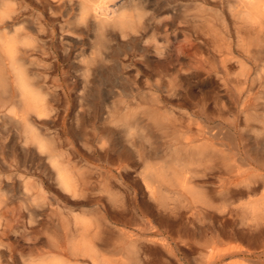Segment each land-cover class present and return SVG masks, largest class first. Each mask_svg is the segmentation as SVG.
Listing matches in <instances>:
<instances>
[{"label": "rangeland", "instance_id": "obj_1", "mask_svg": "<svg viewBox=\"0 0 264 264\" xmlns=\"http://www.w3.org/2000/svg\"><path fill=\"white\" fill-rule=\"evenodd\" d=\"M117 2L127 26L82 23L77 3L0 0V37L15 43L0 51L4 264L65 243L60 221L77 218L130 264H264V34L233 64L227 0ZM21 78L42 112L26 110Z\"/></svg>", "mask_w": 264, "mask_h": 264}, {"label": "bare ground", "instance_id": "obj_2", "mask_svg": "<svg viewBox=\"0 0 264 264\" xmlns=\"http://www.w3.org/2000/svg\"><path fill=\"white\" fill-rule=\"evenodd\" d=\"M60 1L61 3L64 2H70V3H77L80 5L81 9V15L82 17L79 19L82 23H86L89 20L93 21L94 23H97L99 25H108V24H118L122 26H125L127 23H129V16L124 13L125 9L119 6L117 0H57ZM157 1V0H156ZM174 1V0H173ZM214 1V0H213ZM228 3L230 4V11H231V16L234 19V34L232 33L231 36L235 35L237 38V42H235V39L231 40L229 43V47L227 49L228 54L231 56L230 61L231 63L234 64L235 59H236V53L238 52L242 57L247 58L253 54V47L252 45L253 42V36L254 35H262L264 34V0H227ZM51 2V1H50ZM56 2V1H55ZM131 2V1H130ZM134 2V1H133ZM138 2V1H137ZM39 5V4H38ZM52 5V4H51ZM60 5V4H59ZM130 5V3H129ZM140 5V4H139ZM147 5V4H146ZM136 6V4H135ZM141 7V6H138ZM4 8V7H3ZM146 8V7H145ZM159 8V7H158ZM191 8V7H190ZM124 11H123V10ZM137 9V8H136ZM142 9V8H141ZM149 9V8H147ZM160 9V8H159ZM4 10V9H3ZM199 11V10H198ZM205 11V10H204ZM126 12V11H125ZM130 12V11H128ZM181 12V11H180ZM201 12V10H200ZM52 13V12H51ZM139 12H137L138 14ZM199 13V12H197ZM130 14H133L130 12ZM214 14V13H213ZM8 15V11L4 10L0 12V19H4ZM80 15V16H81ZM136 15V14H135ZM144 15V14H143ZM219 15V14H218ZM131 16V20L133 21V18ZM211 16V15H210ZM39 17V16H38ZM217 17V15H216ZM144 20L142 23L145 22V17L143 16ZM171 18V16L169 17ZM202 18V17H201ZM219 18V17H218ZM64 19V18H62ZM140 19V20H141ZM193 19V18H192ZM221 19V18H220ZM189 20V19H188ZM197 20V19H196ZM202 20V19H201ZM33 21V20H32ZM78 21V20H77ZM194 21V20H193ZM199 21V20H198ZM147 22V21H146ZM145 22V23H146ZM196 22V21H194ZM193 22V23H194ZM139 23V22H138ZM150 23V22H149ZM154 23V22H153ZM174 23V22H173ZM201 23V22H200ZM78 24V23H77ZM134 24V23H133ZM148 24V23H147ZM212 24V23H211ZM98 25V26H99ZM173 25V24H172ZM63 26V25H62ZM65 26V25H64ZM81 26V24H80ZM88 26V25H87ZM90 26V25H89ZM127 26V25H126ZM194 27V25H192ZM204 26V25H203ZM70 27V26H69ZM131 27V26H130ZM146 27V26H145ZM148 27V26H147ZM153 27V26H152ZM185 27V26H184ZM223 27V26H221ZM23 28V27H22ZM97 28V27H96ZM100 28V27H99ZM175 28V27H174ZM214 28V27H213ZM24 29V28H23ZM21 29V30H23ZM68 30V28H66ZM98 29V28H97ZM151 29V28H150ZM165 29V27H164ZM216 29V28H215ZM88 30V29H86ZM167 30V29H166ZM169 30V29H168ZM7 31V30H5ZM18 31V30H16ZM125 31V29H124ZM1 32V31H0ZM144 32V31H143ZM209 32V31H208ZM15 33V32H14ZM100 33V32H99ZM165 33V32H164ZM17 34V33H16ZM176 34V33H175ZM12 35V33H11ZM10 35V37H11ZM106 35V34H105ZM154 36V34H153ZM9 37V38H10ZM14 37V36H13ZM68 37V36H66ZM189 37V36H188ZM70 38V36L68 37ZM153 38V37H152ZM65 39V38H64ZM103 39V37H102ZM123 39V37H122ZM16 40V39H15ZM101 40V39H100ZM105 40V39H104ZM110 40V39H109ZM127 40V39H126ZM217 40V39H216ZM13 39L7 40L5 38L0 37V51H3L8 54H12L13 49L15 48L14 46V41ZM20 41V40H19ZM24 41V40H23ZM78 41V40H77ZM208 41V40H207ZM21 42V41H20ZM80 42V41H79ZM102 42V41H101ZM255 42V41H254ZM17 44V43H16ZM237 44V47H236ZM20 45H23L21 43ZM18 46V45H17ZM257 47V46H254ZM239 48V49H237ZM204 49V48H203ZM222 49V48H221ZM205 50V49H204ZM219 50V49H218ZM199 51V50H198ZM258 51V50H257ZM261 51L264 52V46H262ZM205 53V52H204ZM207 54V53H206ZM5 55V54H4ZM264 56V55H263ZM210 57V56H209ZM250 58V57H249ZM1 59V58H0ZM254 59V58H253ZM257 59V58H256ZM255 59V60H256ZM264 59V57H263ZM3 60V58L1 59ZM207 60V59H206ZM4 61V60H3ZM2 63V62H1ZM236 63V62H235ZM14 64V63H13ZM19 65V63H17ZM131 64V63H130ZM264 64V63H263ZM5 65V64H4ZM13 66V65H12ZM16 66V65H15ZM14 66V67H15ZM3 67V65H2ZM1 67V68H2ZM17 67V66H16ZM7 68V67H6ZM21 68V67H20ZM237 68V67H236ZM260 68V67H258ZM204 69V68H203ZM241 69V68H240ZM264 70V65L261 68ZM19 70V69H18ZM13 71V70H12ZM21 71V70H20ZM238 71V70H237ZM243 71V70H242ZM14 72V71H13ZM18 72V71H17ZM6 73V72H5ZM21 73V72H20ZM263 73V71H262ZM1 74V71H0ZM3 72L0 77H3ZM234 74V73H233ZM236 74V73H235ZM24 75V74H23ZM216 75V74H215ZM246 75V74H245ZM258 75V74H257ZM9 77V76H8ZM233 77V76H232ZM237 77V76H236ZM234 78V77H233ZM1 79V78H0ZM7 79V78H6ZM215 79V78H214ZM260 80V79H259ZM27 80H24L23 78L19 79V87L22 95V103L24 104L26 110L28 112H36L40 113L42 112V108L40 106V99L32 93L28 89V84L26 82ZM165 81V80H164ZM248 81V80H247ZM86 82V81H85ZM255 82V81H254ZM7 83V82H3ZM219 84V83H218ZM0 85H2V81L0 80ZM8 85V84H6ZM10 85V84H9ZM16 85V83H15ZM206 85V83H205ZM242 85V84H241ZM260 85V84H259ZM207 86V85H206ZM245 86V85H244ZM65 87V86H64ZM241 87V86H240ZM4 88V87H3ZM2 88V89H3ZM205 88V87H204ZM6 88H4V91ZM8 89V88H7ZM35 89V88H34ZM254 89V88H253ZM66 90V89H65ZM243 91V90H242ZM241 91V92H242ZM4 92V93H5ZM217 92V91H216ZM215 92V94H216ZM38 93V92H36ZM219 94V93H218ZM225 94V93H223ZM237 94V93H236ZM241 94V93H240ZM3 95V94H1ZM214 95V94H212ZM211 95V96H212ZM228 95V94H227ZM230 95V94H229ZM219 96V95H218ZM226 97V96H225ZM7 98V97H6ZM42 98V97H40ZM240 98V96H239ZM222 99V98H221ZM224 99V98H223ZM237 99V98H236ZM213 100V99H212ZM225 101V100H224ZM228 101V100H227ZM19 102V101H18ZM229 102V101H228ZM18 108H20L18 106ZM224 109V108H223ZM229 109H231L229 107ZM234 109V108H233ZM22 110V109H21ZM227 110V109H224ZM235 110V109H234ZM253 110V109H252ZM250 111V110H249ZM255 111V110H254ZM253 111V112H254ZM26 113V112H25ZM244 113V112H243ZM252 113V112H251ZM256 113V112H255ZM254 113V114H255ZM225 114V113H224ZM232 114V113H231ZM236 114V113H235ZM247 114V113H246ZM250 114V113H249ZM258 114V113H257ZM256 114V115H257ZM15 115V114H14ZM29 115V113H28ZM226 115V114H225ZM234 115V114H233ZM39 116V115H38ZM247 116V115H246ZM244 116V117H246ZM15 117V116H14ZM115 117V116H114ZM17 118V117H16ZM18 120H22L20 118H17ZM223 120V119H222ZM230 120V118H229ZM18 122V121H17ZM248 122V121H247ZM32 123V122H31ZM236 123V120H235ZM251 123V122H250ZM248 125H251V124ZM21 125V124H20ZM241 125V124H240ZM165 126V125H164ZM27 127H30L27 126ZM26 127V128H27ZM25 128V129H26ZM108 129V128H107ZM214 129V128H213ZM30 131V130H29ZM28 131V132H29ZM229 132V130H228ZM204 133V132H203ZM231 132H229L230 135ZM207 134V133H206ZM220 136V135H219ZM248 136V135H247ZM218 137V136H217ZM260 137V136H259ZM231 138V137H230ZM217 139V138H216ZM252 139V138H251ZM231 140V139H230ZM251 141V140H250ZM215 143V142H214ZM256 143V142H255ZM236 144V143H235ZM40 146V145H39ZM41 147V146H40ZM113 147V146H112ZM228 147V146H227ZM239 147V146H238ZM120 148V147H119ZM245 148V147H244ZM261 148V147H260ZM35 149V148H34ZM224 149V148H223ZM258 149V148H257ZM264 149V147H263ZM122 150V149H121ZM29 151V150H28ZM33 151V150H32ZM238 151V150H237ZM261 151V150H260ZM263 151V150H262ZM35 152V151H34ZM38 152V151H37ZM214 152V151H213ZM245 152V151H244ZM215 153V152H214ZM30 155V154H29ZM116 155V154H115ZM260 155V154H259ZM255 156V155H254ZM34 157V156H33ZM111 157V156H110ZM104 159V158H103ZM122 159V158H121ZM226 161V160H225ZM252 161V160H251ZM112 162V161H111ZM58 163V162H57ZM53 163L57 167L56 171L58 174V180L60 181V184L62 185L63 188L65 189H70L73 186L72 180L70 179L69 175L64 171L62 167H58L59 164ZM209 163V162H208ZM210 164V163H209ZM235 164V163H234ZM60 166V165H59ZM175 166V165H174ZM207 167V166H206ZM233 167V166H232ZM231 167V168H232ZM252 167V166H251ZM236 168V166H235ZM49 169V168H48ZM54 169V168H53ZM169 170V169H168ZM235 170V169H234ZM233 170V171H234ZM256 170V169H255ZM230 171V169H229ZM249 171V170H248ZM213 173V172H212ZM168 174V173H167ZM190 175V174H189ZM191 176V175H190ZM251 177V176H249ZM58 181V182H59ZM21 182V181H20ZM41 182V181H40ZM43 185V184H42ZM59 186V185H58ZM256 187V186H255ZM263 187V186H261ZM161 188V187H160ZM60 189V188H59ZM63 189V190H65ZM183 189V188H182ZM264 189V188H263ZM27 190V189H26ZM30 190V189H29ZM62 190V189H61ZM161 190V189H160ZM263 191V190H262ZM30 192V191H29ZM43 192V191H42ZM66 192V190H65ZM159 192V191H158ZM44 193V192H43ZM161 193V192H160ZM263 193V192H262ZM1 194V193H0ZM257 194V193H255ZM78 195V194H77ZM253 195V194H252ZM132 196V195H131ZM249 196V195H248ZM251 196V195H250ZM38 197V196H37ZM71 197V196H70ZM5 198V197H4ZM45 198V197H44ZM43 198V199H44ZM2 199V197H1ZM27 199V198H26ZM35 199V198H34ZM261 199V198H260ZM259 199V200H260ZM6 199H3L4 201ZM24 200V199H23ZM27 201V200H26ZM29 201V200H28ZM27 201V202H28ZM189 201V200H188ZM251 201V200H250ZM8 202V201H6ZM4 203V202H2ZM0 203V204H2ZM24 203V201H23ZM26 203V202H25ZM7 204V203H6ZM5 204V205H6ZM244 204V203H243ZM255 204V202H254ZM38 205L39 201L37 202H28L27 204V210L30 215V217L33 219L36 218L37 212H38ZM43 205V204H42ZM3 206V204H2ZM242 206V205H241ZM245 206V205H244ZM256 206V205H255ZM1 207V206H0ZM57 207V206H56ZM113 207V206H112ZM243 207V206H242ZM257 207V206H256ZM260 207V206H259ZM257 207V209L259 208ZM2 208V207H1ZM26 208V207H25ZM24 208V209H25ZM45 208V207H43ZM59 208V206L57 207ZM56 208V209H57ZM69 208V207H68ZM254 208V207H253ZM41 209V207H40ZM113 209V208H112ZM241 209V208H239ZM244 209V207H243ZM254 209V210H257ZM26 210V209H25ZM114 210V209H113ZM261 210V209H260ZM259 210V211H260ZM115 211V210H114ZM250 211V210H249ZM253 211V215L255 212ZM264 211V210H263ZM68 212V211H67ZM78 213V212H77ZM250 213V212H249ZM248 213V214H249ZM253 216V218L255 217ZM263 215V213H262ZM38 216V215H37ZM257 216V215H256ZM261 216V215H260ZM258 216V217H260ZM49 217V216H48ZM47 217V219H48ZM38 218V217H37ZM76 218V217H75ZM86 218V217H85ZM51 219V218H50ZM74 219V218H73ZM256 219V218H254ZM37 220V219H36ZM89 220V219H88ZM83 219V218H77L75 220V223L72 227L69 223H64L63 221H60L61 224L58 226L64 234L65 237V243L61 242L60 239L57 237L55 234L53 238H51V247L48 249H42V250H37V252L27 256L28 259H26L25 264H130L129 263V258L127 253H125L123 250H120L116 247L109 248L108 250H103L102 243L98 242L96 239L90 238V231H91V225L90 222ZM42 221V219H41ZM256 222V221H254ZM34 223V222H33ZM37 223V222H36ZM40 223V222H39ZM260 223V222H259ZM263 223V220H262ZM53 225V224H52ZM1 226V223H0ZM93 226V225H92ZM253 226V225H252ZM255 226V225H254ZM31 227V226H30ZM95 227V226H94ZM258 227V225H257ZM262 228V227H261ZM94 229V228H93ZM253 229V228H252ZM78 230H81L80 234L77 232ZM156 230V229H155ZM264 230V229H263ZM75 231L77 232L78 235L75 234ZM60 232V231H59ZM253 232V231H252ZM256 233V232H255ZM51 235V234H50ZM251 237V236H250ZM59 239V240H58ZM254 240V239H253ZM257 240V239H256ZM41 241V240H40ZM180 242V241H179ZM183 243V242H182ZM40 245V244H39ZM121 245V244H120ZM251 245V244H250ZM253 245V244H252ZM257 245V244H256ZM183 246V245H182ZM141 247V246H140ZM8 252V251H7ZM138 252V251H137ZM140 253V252H139ZM139 255V254H138ZM143 256V255H142ZM9 257V256H8ZM139 257V256H138ZM148 258V257H147ZM146 258V259H147ZM149 259V258H148ZM147 259V260H148ZM151 259V258H150ZM25 260V259H24ZM23 260V261H24ZM250 262V261H249ZM5 259L2 256V248L0 246V264H4ZM141 264V263H139ZM143 264V262H142ZM235 264H247L246 262H240V263H235Z\"/></svg>", "mask_w": 264, "mask_h": 264}]
</instances>
